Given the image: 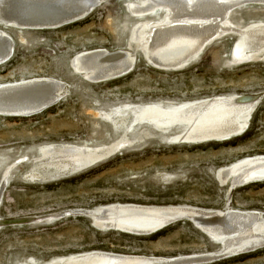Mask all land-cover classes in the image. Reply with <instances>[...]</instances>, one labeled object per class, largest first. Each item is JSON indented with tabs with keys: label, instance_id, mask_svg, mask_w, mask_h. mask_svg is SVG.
<instances>
[{
	"label": "rangeland",
	"instance_id": "374dc122",
	"mask_svg": "<svg viewBox=\"0 0 264 264\" xmlns=\"http://www.w3.org/2000/svg\"><path fill=\"white\" fill-rule=\"evenodd\" d=\"M125 2V1H124ZM122 0H103L86 16L57 29L24 31L0 26L14 42L10 61L0 66V85L34 78L63 82V98L33 117H0V264H45L70 256L101 252L114 255L171 258L203 255L217 247L188 217L147 236L101 231L88 218L73 215L52 222L26 220L111 205L194 208L264 213V183L227 194L214 174L240 160L264 156V60L228 63L235 34L213 41L182 71L148 65L138 49L129 48L135 18ZM264 21V6L234 9L240 26ZM131 27V28H130ZM24 41L21 42L19 36ZM134 54L131 73L118 80L91 85L73 73L69 62L95 50ZM263 94L247 130L230 141L170 145L155 136L143 144L121 148L98 165L56 181H31L54 173V165L34 161L35 150L51 144L98 145L115 139L109 123L96 111L109 113L122 104L190 102L224 96ZM24 160V161H21ZM13 166L7 180L2 171ZM30 162V163H28ZM172 175V176H171ZM24 220V221H23ZM15 221V225L6 224ZM23 221V222H18ZM206 264H264V248Z\"/></svg>",
	"mask_w": 264,
	"mask_h": 264
},
{
	"label": "bare ground",
	"instance_id": "6f19581e",
	"mask_svg": "<svg viewBox=\"0 0 264 264\" xmlns=\"http://www.w3.org/2000/svg\"><path fill=\"white\" fill-rule=\"evenodd\" d=\"M103 0H0V26L24 31L55 30L86 16ZM125 1V2H124ZM129 16L137 22L129 31V48L138 49L145 62L162 71H182L213 41L235 34L228 63L241 65L264 60V21L240 26L232 21L234 9L264 6V0H122ZM8 35V34H7ZM0 31V66L13 56L14 42ZM21 42L24 41L20 35ZM134 54L129 51L95 50L76 55L69 62L73 73L91 85L118 80L132 72ZM65 84L51 78H34L0 85V117H33L56 105L64 95ZM263 94L224 96L190 102L122 104L109 113L96 111L109 123L115 139L98 145L51 144L35 150L31 163L53 164L54 173L31 181L51 182L88 170L133 144H143L154 136L170 145H200L238 138L247 130L250 115ZM24 161V160H21ZM2 171L6 181L13 166ZM0 160V167L3 165ZM30 163V162H28ZM172 176V175H171ZM220 187L233 189L264 183V156L240 160L214 174ZM228 206V205H227ZM194 208L111 205L88 211H69L91 220L101 231L128 235L156 234L179 220L192 224L217 249L203 255L171 258L114 255L92 252L56 259L45 264H206L221 258L252 253L264 248V213ZM59 214L32 218L28 223L52 222ZM66 216V217H67ZM188 220V219H187ZM28 220H26L27 222ZM189 221V220H188ZM3 222L0 221V225ZM24 223V222H23ZM33 264V263H32Z\"/></svg>",
	"mask_w": 264,
	"mask_h": 264
},
{
	"label": "water",
	"instance_id": "95a60500",
	"mask_svg": "<svg viewBox=\"0 0 264 264\" xmlns=\"http://www.w3.org/2000/svg\"><path fill=\"white\" fill-rule=\"evenodd\" d=\"M66 215H63V214H60V215H58L57 217L58 218H63V217H65ZM76 216H80L78 213L76 214ZM82 217H84V218H86V217H89V216H82ZM31 220H33V219H31ZM24 221V220H23ZM23 221H18V222H23ZM28 222H30V220H28L27 222L26 221H24V224L25 223H28ZM6 224H9V225H15V224H17V223H15V221H9L8 223H6ZM2 225H4V224H1V226ZM92 225V224H91Z\"/></svg>",
	"mask_w": 264,
	"mask_h": 264
}]
</instances>
